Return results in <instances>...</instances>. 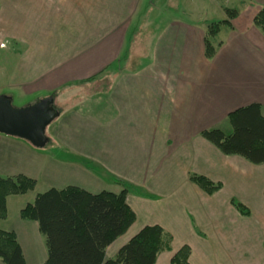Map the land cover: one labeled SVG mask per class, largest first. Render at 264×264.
<instances>
[{"label":"crops","instance_id":"1","mask_svg":"<svg viewBox=\"0 0 264 264\" xmlns=\"http://www.w3.org/2000/svg\"><path fill=\"white\" fill-rule=\"evenodd\" d=\"M194 4L195 0H0V44L4 43L0 50H5L0 60L10 67L4 85L0 84V94L5 87L17 91L19 99L40 91L49 96L55 91L60 93L58 89L69 82L110 72L112 77L95 88V98L111 104L122 124L117 125L112 116L100 126L94 125L92 117H62L49 129L50 137L61 141L51 158L49 151L38 152L27 141L0 133V175L21 173L33 178L26 171L41 157L53 171L86 170L83 156L74 161L71 155L90 156V171L96 165L110 175L101 174L114 184L108 191L119 192L122 186L118 182H123L143 189L145 193L138 195H152L153 200H148L129 191L126 202L136 215L128 228H135L134 234L144 225L158 224L171 235L170 250L158 255L155 264H169L170 256L183 244L191 250L189 264H264V162L254 164L236 154H223L202 136L196 142L190 140L195 132L190 123L207 122L197 108L209 115L217 103L230 101L222 117L252 102L264 109V67L234 68L232 81L212 94L199 78L208 69L197 67L204 60V27L195 30L179 17H170L164 19L165 26L170 27L152 38L153 50L150 48L148 54L151 65L139 73L123 67L108 70L122 56L126 23L131 25L136 18L146 26L163 24L157 18L140 20L139 12L135 16L133 11L157 10L167 5L175 10L179 5ZM23 11L28 12V17L30 12H39V22L45 30L43 38L27 37L25 28L20 29V21L28 20L26 15L20 18ZM236 22L235 19L231 26L221 27L230 36L259 46L258 53L264 55V36L253 25L252 16L243 27ZM47 37L50 40L46 41ZM19 41L30 46L24 45V50L19 51ZM69 43L72 45L67 49ZM224 45L222 40L217 41L215 56ZM237 72L241 74L237 76ZM7 94L11 98L12 94ZM195 123L199 133L206 127ZM82 131L92 139L95 134L93 145L100 142L102 135L106 143L84 147L79 140ZM25 160L29 162L28 169L18 170ZM190 170L222 187L207 194L190 182ZM179 184L188 190H180ZM242 186H256L255 198L260 200L261 208L250 209L247 215L231 205L233 194L242 202L248 201L242 189L237 194ZM30 221L24 225L34 230L35 247L26 248L19 237L18 242L26 264H42L47 256L45 238L37 222Z\"/></svg>","mask_w":264,"mask_h":264},{"label":"rangeland","instance_id":"2","mask_svg":"<svg viewBox=\"0 0 264 264\" xmlns=\"http://www.w3.org/2000/svg\"><path fill=\"white\" fill-rule=\"evenodd\" d=\"M170 6L172 7L173 5L170 4ZM170 6L168 5L167 7L162 6V8L160 9L150 10V11L149 10L133 11L135 16L139 12L138 16L140 20H144L145 18L148 17L157 18L160 19L163 24L162 25L152 24L146 26V25H142L141 22H139L136 18L132 21L131 25L128 26V24L126 23L124 25V28L127 31V37L123 45V51L121 53L122 56L118 57V59H116V61L110 66L108 70L112 71V69H114L115 67L116 68L123 67L127 70L137 71L139 73L141 70L148 67V65H151L152 59L148 54L150 48L153 50L154 44L152 42V38L155 34H160L170 27V26L168 27L165 26L167 21H165L164 19H168L170 17H179L178 19L181 20L188 27H193L195 30L204 27V30L206 32L208 23L212 21L228 19V14L226 13V9H234L236 11V16L233 20H231V25H232V21L236 19L237 20L236 24L241 25L243 27L244 24H247V22L251 20V16H253V14L257 11V7L259 8L264 7V0H195L194 5H185L184 7L179 5L178 9L175 10L174 8H170ZM38 13H39L38 11H34L33 14L30 12L29 17L27 15L28 14L27 11H23L20 13V18H23L24 15H26L24 18H28V20L25 21V23H22L23 21H20V29L21 27L25 28L27 32V37L29 36V37H34V39H37L38 37H42L45 34L43 23L41 22L42 24L41 25L39 22V18L41 17ZM134 14L132 16V19L135 17ZM4 26L7 27V25ZM47 40L50 39L47 37L46 41ZM211 40L214 45L217 44L218 40H222L225 43V45L216 56L213 55L212 57L207 58L206 56L203 55L204 60L201 63H197V67L200 68L203 67L208 69L206 70L205 73L200 74L199 78L201 79L202 83H205L206 86L211 88L212 94L215 95V93H218L219 90L225 88L224 85L226 83H230V81H232L231 79H233V75L235 71L234 68L242 69V68L264 67V55L258 53L259 52L258 48L260 47L252 46L250 43L244 40L230 36V34L226 32V28H224V26L223 27L220 26V31L215 36H213ZM2 45L4 46V43L0 44V46ZM24 45L30 46V44L28 43L25 44L23 41L18 42L19 51L24 50L23 48ZM71 45H72L71 43L67 44V49H70ZM4 51L5 50H0V56ZM12 64L14 65L15 61H13ZM8 65L9 64H6L2 60H0L1 85H4L6 76L9 74L10 67ZM191 68L192 69L194 68L193 65ZM232 68L233 70L230 71V69ZM104 74L105 75H100L98 77H94L88 80L86 79L82 81L69 82L66 86L63 87L65 89L63 88L58 89L60 93H57V91L53 93L54 94L53 99H55V102H53V106L58 111L59 114L45 128V133H46L45 135L47 137L48 142H46V144L42 147H35L34 149H36V151L38 152L49 151L51 152L49 154L50 158L53 157L52 153L57 152L58 149L57 144L61 143V141L60 139L57 138H51L49 129L52 125H54L56 122L61 120L62 117H67V120L70 119L71 117H76V116H81L86 120H87L86 116L92 117L90 119L93 120L95 126H98V124L100 126L106 123V121L111 116L112 119L116 118V112H114L115 110L113 109V106L111 104L108 105V102L106 103L104 100H100L102 98L100 99L98 98L99 100L95 98L96 97L95 94L97 92L95 91V88L100 87L101 82L105 81V78L112 77L110 72H108V74L107 73ZM239 74L241 73L237 72V76ZM196 81H198V79ZM66 88L67 89L73 88L74 91H70V90L67 91ZM92 88H94V91L92 90ZM3 90L4 91L2 92V94H7V93L12 94L11 103L14 107H22L27 104L34 103L37 100H39L37 98L41 96L46 97L45 92L40 91V92H34V94H32L31 96L25 97L23 99H19L18 97L15 96L17 91H14V89L13 91H11L10 89H6L5 87H3ZM100 92H104V91H100ZM219 101L220 99H218V102ZM229 102L230 101L223 100L217 103V105H215L216 109L212 110L209 113V115H205L206 112H204V110H202L201 108H197L196 111L200 112L202 116L201 119L206 120L207 122L195 123L193 121L192 123H190L191 131H195L193 137L192 138L190 137V140L196 142L198 138L201 137L200 133L204 129L219 128L224 131H229L231 129V126L228 121V116L224 115V117H222L224 113L223 112L224 107H227L229 105ZM261 110H263L262 112H264V109ZM112 119L110 121H112ZM201 119H197V120H201ZM96 120L98 122H96ZM115 122L117 123V125H122L121 121H118V118L115 119ZM194 123L196 125L205 124L206 127L202 129L199 133V130L198 131L195 130ZM174 127L178 131L180 132L182 131V129L178 128L177 126ZM82 133L83 136L79 138V140L81 142V145L84 147L86 145H89L91 147L92 146L100 147L106 143V137L102 135L101 140L99 139L100 142L93 145V143L96 141L95 134L93 135V139H92L90 135L87 136L84 135L85 131H82ZM72 144L74 145L73 142ZM76 145L77 144H75V146ZM82 148L83 147H81V149ZM80 156H83L81 159L83 160L84 167L87 169L79 170L72 168L66 170V173L53 171L50 166L51 164L45 163L42 157L40 159H35L36 164L32 166L30 170L28 169L29 162L25 160L24 163L21 164L18 170L26 171L28 169V171L26 172L33 174L32 176L33 179L35 180V186L32 189L22 194H12L6 197V216L4 218H0V229L17 231L18 232L17 234L14 231L16 236L18 235L17 239L18 237L21 238L26 248L31 249L35 247V242L34 240H32L35 232L34 230L28 229L27 226L24 225V223L29 224L32 222L30 221V219L27 220L22 218L19 214V211L27 203H31L38 193L44 192L52 187L55 188L65 187L63 184L66 183H67L66 186L72 184L92 193L98 192L101 189L110 190L109 188H112L114 186L111 180L104 179L107 177H102L101 174L103 175L104 174L107 175V174L104 172L102 173V170L100 168L98 169L96 168L99 166L94 165L93 166L94 169L92 168V171H90L91 169L90 168L91 161L89 159L90 156L77 154V156L75 157V155L73 154L71 155V158H76L74 161H77L78 157ZM190 175H199V174L193 173V171L190 170L189 180H190ZM107 176L109 177L110 175ZM190 182L196 185L193 181L190 180ZM118 183L122 186V188L124 187L125 184H127L123 182L122 183L118 182ZM128 184L130 185V183ZM179 186H182L179 188L180 190L181 189L188 190V188L186 186H183V184H179L178 187ZM196 186L199 187L198 185ZM142 190L143 189H138L137 187H134V190L130 189L129 191H133L130 192L131 195L138 196L143 199L153 200L151 199L153 197H151L152 195L150 193L148 196L138 195L145 193ZM240 190L248 201L242 202L238 195L233 194L231 198V205L233 207L235 206L233 205L232 201L241 203L243 206H245L248 209V211L250 209L252 210V209L261 208L259 204L260 200L255 198V194H256L255 190H257L256 186H248V187L242 186V188L238 189L239 193L237 194H240ZM134 230L135 228L131 230L127 229L124 232V234L116 238L110 245H108L106 248V257L107 258L113 257L116 251L118 250V248L134 234ZM162 254H164V251L159 253V255Z\"/></svg>","mask_w":264,"mask_h":264},{"label":"trees","instance_id":"3","mask_svg":"<svg viewBox=\"0 0 264 264\" xmlns=\"http://www.w3.org/2000/svg\"><path fill=\"white\" fill-rule=\"evenodd\" d=\"M228 19L207 24L203 38L204 56L215 54L211 38L221 25L231 26L236 16L234 9H226ZM253 25L264 36V7L252 16ZM52 92L49 96H54ZM229 131L209 128L201 136L215 145L223 154H236L251 163L264 162V112L257 102L240 106L228 113ZM190 180L207 194L219 190L221 183L204 175H190ZM35 186V180L24 174L0 175V218L6 216V197L22 194ZM134 187L125 184L117 193L101 190L89 192L75 185L49 188L38 193L31 203L19 211L24 219L34 220L45 238L47 256L42 264H155L162 251L170 250L171 235L158 224L141 227L116 251L106 257V248L134 222L136 215L126 202L128 191ZM244 215L248 209L232 201ZM190 247L180 246L169 264H189ZM0 260L4 264H26L17 236L12 230L0 229Z\"/></svg>","mask_w":264,"mask_h":264},{"label":"water","instance_id":"4","mask_svg":"<svg viewBox=\"0 0 264 264\" xmlns=\"http://www.w3.org/2000/svg\"><path fill=\"white\" fill-rule=\"evenodd\" d=\"M53 97L46 96L34 103L14 107L11 98L0 94V133L21 138L34 147L47 142L46 126L58 116Z\"/></svg>","mask_w":264,"mask_h":264}]
</instances>
